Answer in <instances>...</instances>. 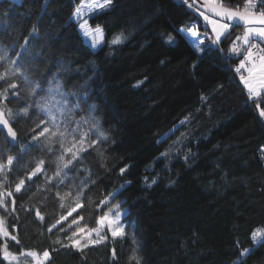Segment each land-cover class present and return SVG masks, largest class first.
<instances>
[{
  "label": "trees",
  "instance_id": "obj_1",
  "mask_svg": "<svg viewBox=\"0 0 264 264\" xmlns=\"http://www.w3.org/2000/svg\"><path fill=\"white\" fill-rule=\"evenodd\" d=\"M80 2L0 0V46L45 88L56 73L65 90L84 85L87 104L81 103L76 118L87 116V105H95L92 115L108 137L82 153L83 160L68 171L70 179L63 184H46L45 176L37 174L17 193L15 183L38 159H44L52 175L59 145L48 150L31 139L29 129L41 118L35 108L25 117L10 118L17 139L11 141L0 131V157L12 154L18 162L0 187L13 193L7 198L8 210L0 207V217L19 243L0 236V247L6 243L17 255L48 250L45 264H236L239 251L251 248L243 264H264V244L250 240L252 230L264 227V117L259 115L264 94L251 102L231 68L243 58L228 51L241 28L230 29L229 39L219 45L223 51L200 55L176 30L192 23L200 33L209 30L183 0H112L109 10L89 18L90 25L104 28L105 43L93 51L71 19ZM244 2L223 0L233 8H242ZM33 24L39 28L36 38L29 37ZM118 33L126 39L111 45ZM169 34L176 43H166ZM6 66L0 63V72ZM13 80L19 96L9 91L4 104L15 113L35 98L28 97L19 77L0 80V91ZM91 138L96 139L95 133ZM85 167L96 183L89 184L84 207L77 210L83 217L79 225L96 228L108 212L106 205L96 204L120 189L113 202L125 209L122 234L113 237L103 231L99 242L65 247L66 237L76 229L69 224L77 213L49 232L66 214L55 193L79 184L88 172L76 169ZM36 208L43 221L36 217ZM0 264L9 262L0 255ZM19 264L35 262L20 256Z\"/></svg>",
  "mask_w": 264,
  "mask_h": 264
},
{
  "label": "snow or ice",
  "instance_id": "obj_2",
  "mask_svg": "<svg viewBox=\"0 0 264 264\" xmlns=\"http://www.w3.org/2000/svg\"><path fill=\"white\" fill-rule=\"evenodd\" d=\"M48 0H44V4L47 5ZM189 8H194L198 12L199 16L211 26V32L205 31L201 35L199 27L196 23H192L187 28L177 29V33L183 36L186 42L193 47V49L200 55L211 53L212 51H223L219 48V45L224 40L229 39L231 36L230 29L235 26H242V34L236 35L232 39L228 51L235 55H243V59L236 67V72H241L242 69H246L248 76H241V80L244 81L249 97H259L264 93V48L261 47V43H264V0H259L260 9L257 8V0H245L243 7H229L223 3V0H183ZM112 0H81V3L75 8L73 18L78 21V27L82 36L88 43V47L95 50L101 47L104 43V28L97 24L95 27L88 23V20H81V17L85 13H93L97 10L104 11L110 8ZM46 11V8L44 9ZM39 36V28L37 24H33L29 37L36 38ZM126 39L123 33L116 34L110 41L111 45H118ZM210 43L206 44L205 41ZM259 41L254 43L253 41ZM166 43L172 45L176 43L175 37L169 34L166 37ZM28 44V38L25 37L24 45ZM21 45L20 47L27 51V49ZM254 50H258L259 55H255ZM21 54L16 53L19 57ZM255 61H259L257 64ZM0 63L6 64L3 72H0V80L8 81L12 77H19L23 80L27 87L28 97H34L35 99L29 103H25L22 108H19L13 113L11 108H8L4 101L7 100V94L12 92L13 96H19V92L16 91L18 85L13 82L8 84V87L0 91V131L6 129V138H10L11 141L17 139V132L13 129L10 123V118L25 117L28 115L29 110L35 108L40 117L35 121V127L29 129L32 133L31 139L38 143H42L48 150H51L53 145H59V155L53 162L55 170L52 175H48L44 168V159H38L33 168L27 169L28 174L24 178H20L15 183L14 191L19 193L25 185V180H31L37 174H43L45 176V183L51 184L53 180H57L59 184H63L66 180L70 179L68 171L72 170L75 163H79L83 160L82 153L86 152L89 148H93L95 145L101 142V140H107L108 137L100 131L98 119L92 115L95 111V105H87V116H80L76 118L78 109H81V103L85 105L87 92L84 85H75L74 89L65 90V85L60 79V73L52 75V78L47 81V87H43L41 82L35 79L29 71L24 67L22 63H18L16 59H12L8 55V48L0 46ZM163 63V61H162ZM43 93V94H41ZM69 97L74 98L69 100ZM259 107V105H257ZM259 115L264 117V110H261ZM187 119V118H186ZM183 123V122H181ZM39 129V131H37ZM95 133L96 139H92L91 135ZM26 149H21L24 151ZM103 156L102 152L98 153ZM161 155H166L162 153ZM14 161L18 162V156L8 154L6 159L0 157V187L7 181V173L12 170ZM103 166V165H102ZM77 172H88V176L80 179L79 184L73 183L69 186L67 191H57L55 193L59 200V206L61 209H66V214L62 213L53 223L48 231L51 232L57 225H60L63 221L68 220L73 213H77L79 208L84 207L83 200L85 198V192L88 189L89 184H95V180H90L91 172L89 169L82 168L76 169ZM126 171L125 168L120 169V173L123 174ZM145 181L148 178L145 177ZM130 183V182H129ZM152 184L156 183V179H152ZM151 186V185H149ZM42 187V186H38ZM123 187V186H122ZM120 189L115 192L107 193L103 199L99 200L96 204L97 208L104 205H110L108 212L99 217L97 221V227L87 229V226L81 227L79 221L83 219L82 216L73 218L69 224V229L72 225H76L75 231H72L71 236H67L66 239L69 244L65 247L71 246L74 248L86 247L88 243L99 242L102 239L101 226L107 225L111 230V235L116 237L121 235L120 219L122 216L121 205L119 203H113L116 196L119 194ZM13 195L12 191H0V207H3L5 211L8 210L7 198ZM88 202L92 203L91 197H88ZM67 201V203H66ZM13 205L12 211H15V200L11 201ZM35 215L41 221L44 220V215L39 208L35 209ZM61 231H66L61 228ZM95 233L98 239L96 241L88 240L86 243L81 244V238H78V234H84V236H90ZM0 236L10 238L13 241L17 240L15 235H10L8 229L5 227L4 219L0 217ZM250 240L253 244H264V227H258L251 231ZM56 243H61L57 239ZM239 247V242H237ZM251 248H243L239 251V257L236 264H243V257L250 254ZM0 255H2L5 261L12 264L16 261L19 264V257L26 256L31 257L35 261V264H45L50 259V253L48 250H44L43 253L36 251L20 252L19 255L9 251L7 244L5 243L0 247ZM139 264V262H138Z\"/></svg>",
  "mask_w": 264,
  "mask_h": 264
},
{
  "label": "rangeland",
  "instance_id": "obj_3",
  "mask_svg": "<svg viewBox=\"0 0 264 264\" xmlns=\"http://www.w3.org/2000/svg\"><path fill=\"white\" fill-rule=\"evenodd\" d=\"M12 1H14V2H17V3H20V1L21 0H12ZM88 2V0H85V3H87ZM81 3V2H80ZM79 3V4H80ZM78 4V5H79ZM77 5V6H78ZM76 6V7H77ZM111 8V7H110ZM110 8H108V9H105L104 11H106V10H109ZM193 10H195L194 8H193ZM196 11V10H195ZM101 11H99V10H97L96 12H93V13H85L82 17H81V20H88V23H89V18L90 17H92V16H94V15H96L97 13H100ZM197 14H198V12H197ZM198 16H199V14H198ZM71 19L76 23V25H77V28H78V31H79V34L81 35V37L83 38V40H84V42L88 45V43H87V41L85 40V38L82 36V34H81V31H80V29H79V27H78V21H76L74 18H73V15H72V17H71ZM201 20H202V22H203V24L207 27V29L209 30V33L211 32V26L210 25H207V23L203 20V18L201 17ZM242 32H243V28H241V33L240 34H242ZM201 35H203V33H201ZM206 42V44H208V43H210L209 41H205ZM254 43H257V42H259V41H253ZM104 43H105V37H104ZM104 43H103V45H104ZM102 45V46H103ZM101 46V47H102ZM261 47L262 48H264V43H261ZM100 47H98V48H96L95 50H93L92 48V50L93 51H97L98 49H99ZM193 48V47H192ZM243 59V58H242ZM254 60H255V55H254ZM257 64L259 63V61H255ZM240 63V62H239ZM243 71V76H245V77H247L248 76V73H247V71H246V69H242ZM241 75V76H242ZM241 76H240V83H241V85L243 86V88L245 89V90H247L248 91V89H247V87H246V85H245V83H244V81L243 80H241ZM262 94H264V93H262ZM261 94V95H262ZM260 95V96H261ZM114 203V202H113ZM121 205V204H120ZM106 207H110V205H106ZM121 211H122V216H121V219H120V225L123 227V222H122V219H123V217H124V215H125V209L122 207V205H121ZM74 227V226H73ZM103 231H107L110 235H111V230H110V228L107 226V225H104V226H101V233L103 232ZM121 232H122V228H121ZM101 233H100V235H101ZM78 238H81V240L83 239V238H88V239H91L92 241H96L97 239H98V237L96 236V234L95 233H92L90 236H84V234H78ZM33 259V258H32ZM34 261V260H33ZM35 262V261H34Z\"/></svg>",
  "mask_w": 264,
  "mask_h": 264
},
{
  "label": "built area",
  "instance_id": "obj_4",
  "mask_svg": "<svg viewBox=\"0 0 264 264\" xmlns=\"http://www.w3.org/2000/svg\"><path fill=\"white\" fill-rule=\"evenodd\" d=\"M259 54H260V53L258 52V50H254V55H259ZM237 66H238V65H237ZM237 66H235V67L233 66V67H231V68H232V70H233L235 76L240 80V76L243 74V72H242L243 70H241V72H239V73L236 72L235 69H236ZM245 94H246L247 97H249L248 91H245ZM249 99H250L251 102H254V101H255V98H251V97H249Z\"/></svg>",
  "mask_w": 264,
  "mask_h": 264
},
{
  "label": "water",
  "instance_id": "obj_5",
  "mask_svg": "<svg viewBox=\"0 0 264 264\" xmlns=\"http://www.w3.org/2000/svg\"><path fill=\"white\" fill-rule=\"evenodd\" d=\"M190 2H191V0H190ZM235 27H237V28H243L242 26H235ZM3 132L6 134V129H4Z\"/></svg>",
  "mask_w": 264,
  "mask_h": 264
}]
</instances>
